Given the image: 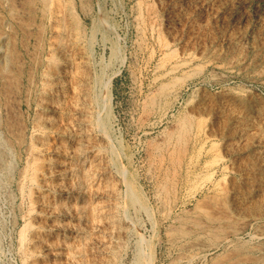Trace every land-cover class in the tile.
<instances>
[{
	"label": "rangeland",
	"instance_id": "rangeland-1",
	"mask_svg": "<svg viewBox=\"0 0 264 264\" xmlns=\"http://www.w3.org/2000/svg\"><path fill=\"white\" fill-rule=\"evenodd\" d=\"M55 5L0 0V264H264V0Z\"/></svg>",
	"mask_w": 264,
	"mask_h": 264
},
{
	"label": "bare ground",
	"instance_id": "bare-ground-1",
	"mask_svg": "<svg viewBox=\"0 0 264 264\" xmlns=\"http://www.w3.org/2000/svg\"><path fill=\"white\" fill-rule=\"evenodd\" d=\"M39 1V0H38ZM55 1L56 0H42L43 4H44V7L46 8V10L51 14V13H55V8L54 9V6L55 5ZM30 2V1H29ZM31 5V4H29ZM45 8H44V11H45ZM58 11V9H57ZM47 13V12H46ZM45 15V14H44ZM57 15V13H56ZM52 16V15H51ZM57 19V18H56ZM1 67V66H0ZM2 69V68H0ZM5 155V154H4ZM1 160V159H0ZM3 161V160H2ZM5 162V161H4ZM263 215V214H262ZM220 221V220H219ZM241 222V220H239ZM244 221V220H243ZM246 221V220H245ZM249 221V220H248ZM238 224V222H236ZM242 223V222H241ZM231 224V223H230ZM240 224V223H239ZM225 226L226 224H222V226ZM244 225V223H243ZM242 225V228H240L241 226H239V228L236 227V229H232V230H229L227 229L226 227V230L224 231V234L222 236V240L221 242H215L216 246L215 248L218 249V248H224L225 251L227 253H225V256L226 254L232 256V257H238V258H241V257H244V256H249V258L251 256H254L253 259H256V257H261L263 256L264 254V242H263V239H264V235L262 236V232L261 234H251L250 236V239H246V229L243 228L244 226ZM257 225V224H255ZM220 226V225H218ZM247 226V225H245ZM221 227V226H220ZM257 227V226H256ZM256 227H254L256 229ZM259 227V226H258ZM217 228V226H216ZM222 228V227H221ZM219 229V228H217ZM221 230V229H220ZM258 231V230H257ZM256 231V232H257ZM185 232V231H184ZM223 232V230H222ZM216 233V232H215ZM214 233V234H215ZM219 233V232H217ZM216 233V234H217ZM215 234V235H216ZM249 234V233H248ZM219 235V234H218ZM221 238V237H220ZM219 238V239H220ZM214 240H215V237H214ZM222 249V250H224ZM209 250V249H208ZM224 252V251H223ZM227 255V256H228ZM230 258V257H229ZM237 258V259H238ZM246 258V257H245ZM228 259V258H227ZM243 259V258H242ZM232 260V259H230ZM250 260V259H249ZM260 260V259H259ZM245 261V260H244ZM251 261V260H250ZM255 261V260H254ZM246 262V261H245ZM236 263V262H235Z\"/></svg>",
	"mask_w": 264,
	"mask_h": 264
},
{
	"label": "built area",
	"instance_id": "built-area-1",
	"mask_svg": "<svg viewBox=\"0 0 264 264\" xmlns=\"http://www.w3.org/2000/svg\"><path fill=\"white\" fill-rule=\"evenodd\" d=\"M15 264H18L17 262H15Z\"/></svg>",
	"mask_w": 264,
	"mask_h": 264
}]
</instances>
